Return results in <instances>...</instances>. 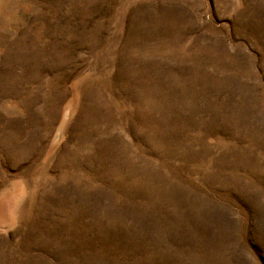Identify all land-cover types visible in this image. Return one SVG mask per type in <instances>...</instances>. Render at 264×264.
I'll list each match as a JSON object with an SVG mask.
<instances>
[{"label":"rangeland","instance_id":"rangeland-1","mask_svg":"<svg viewBox=\"0 0 264 264\" xmlns=\"http://www.w3.org/2000/svg\"><path fill=\"white\" fill-rule=\"evenodd\" d=\"M0 264H264V0H0Z\"/></svg>","mask_w":264,"mask_h":264}]
</instances>
